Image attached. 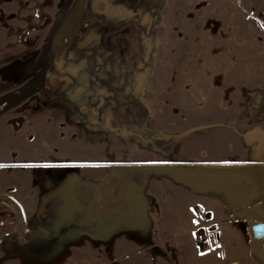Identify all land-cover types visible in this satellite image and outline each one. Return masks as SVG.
<instances>
[{
    "label": "rangeland",
    "instance_id": "rangeland-1",
    "mask_svg": "<svg viewBox=\"0 0 264 264\" xmlns=\"http://www.w3.org/2000/svg\"><path fill=\"white\" fill-rule=\"evenodd\" d=\"M64 41L0 113V264H264V0H0V101Z\"/></svg>",
    "mask_w": 264,
    "mask_h": 264
},
{
    "label": "water",
    "instance_id": "water-1",
    "mask_svg": "<svg viewBox=\"0 0 264 264\" xmlns=\"http://www.w3.org/2000/svg\"><path fill=\"white\" fill-rule=\"evenodd\" d=\"M67 43H68V41H65L61 45L60 49L55 53V55L51 59L50 63L47 65V67L41 73V75H40V77H39L37 82H35V83L31 84V85L23 87L19 91L15 92L13 94H10L9 96L5 97L4 99H2L0 101V113L3 110H5L6 108L17 104L21 99H23L26 96L30 95L32 92H34L36 89H38L42 85L45 77L52 71V69L56 65L58 59L61 57L62 52L64 51V49L67 46ZM1 197L7 198L8 200H10L18 208L19 214H20V217H21V226L15 232L6 234L3 237H1L0 238V244L2 242H4L5 240H7V239L13 237L14 235H16L22 229L23 219H24L23 218V213H22V210H21L20 206L18 205V203L11 196H9V195H0V198ZM250 231H251V244H252V246L254 247V249L256 251L261 253V255L264 257V253H262L258 248H256L254 246V242L255 241L264 240V223L263 222H258V223L252 224L251 227H250Z\"/></svg>",
    "mask_w": 264,
    "mask_h": 264
},
{
    "label": "crops",
    "instance_id": "crops-1",
    "mask_svg": "<svg viewBox=\"0 0 264 264\" xmlns=\"http://www.w3.org/2000/svg\"><path fill=\"white\" fill-rule=\"evenodd\" d=\"M169 223L179 224V222H175L174 220L170 221ZM157 224L160 226H157L156 231L159 233V239L161 240L164 247L167 248L168 247L167 241L172 240L173 247L178 246L181 248V250H184L185 247L189 249L191 248V235H190L189 230L185 232L184 228L180 229V226L178 228H176V226H161L163 225V223L160 221H158ZM169 235H173V236L169 238L168 237ZM174 235H177L176 236L177 238L174 237Z\"/></svg>",
    "mask_w": 264,
    "mask_h": 264
},
{
    "label": "flooded vegetation",
    "instance_id": "flooded-vegetation-1",
    "mask_svg": "<svg viewBox=\"0 0 264 264\" xmlns=\"http://www.w3.org/2000/svg\"><path fill=\"white\" fill-rule=\"evenodd\" d=\"M39 16H41V19L36 23V24H30L29 25V28H32V27H36V28H39V27H42L45 25V21L47 20V15L43 12V11H39ZM44 18V19H43ZM65 42V41H64ZM63 42V43H64ZM62 43V44H63ZM61 47V46H60ZM60 49V48H59ZM58 49V50H59ZM10 201V200H9ZM11 202V201H10ZM12 203V202H11ZM13 204V203H12ZM14 205V204H13ZM19 211V210H18ZM20 215V214H19ZM21 226V222H20V225ZM15 232V231H14ZM254 246L256 248H258L262 253H264V240H259V241H255L254 242Z\"/></svg>",
    "mask_w": 264,
    "mask_h": 264
}]
</instances>
